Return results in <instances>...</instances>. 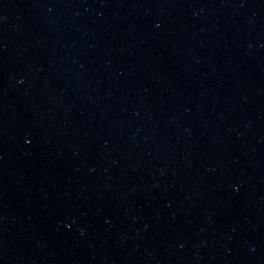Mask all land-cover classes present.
<instances>
[{
	"label": "water",
	"instance_id": "water-1",
	"mask_svg": "<svg viewBox=\"0 0 264 264\" xmlns=\"http://www.w3.org/2000/svg\"><path fill=\"white\" fill-rule=\"evenodd\" d=\"M0 264H264V0H0Z\"/></svg>",
	"mask_w": 264,
	"mask_h": 264
}]
</instances>
